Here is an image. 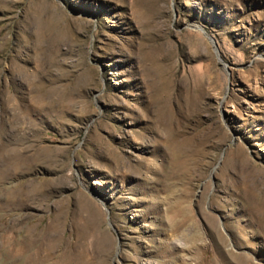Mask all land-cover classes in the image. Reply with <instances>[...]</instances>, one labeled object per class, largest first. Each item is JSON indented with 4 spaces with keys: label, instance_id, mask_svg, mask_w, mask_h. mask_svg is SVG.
<instances>
[{
    "label": "rangeland",
    "instance_id": "obj_1",
    "mask_svg": "<svg viewBox=\"0 0 264 264\" xmlns=\"http://www.w3.org/2000/svg\"><path fill=\"white\" fill-rule=\"evenodd\" d=\"M0 264H264V0H0Z\"/></svg>",
    "mask_w": 264,
    "mask_h": 264
}]
</instances>
